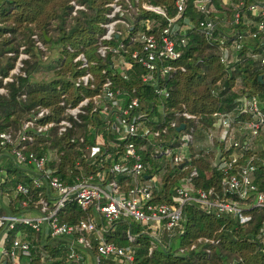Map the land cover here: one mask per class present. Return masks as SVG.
<instances>
[{"label":"trees","instance_id":"obj_1","mask_svg":"<svg viewBox=\"0 0 264 264\" xmlns=\"http://www.w3.org/2000/svg\"><path fill=\"white\" fill-rule=\"evenodd\" d=\"M71 0H0V76H8L14 66L19 47H24L28 58L22 61L20 73L13 74L12 80L3 83L0 78V130H10L14 134L19 131L23 122L35 115L40 108L48 111L40 123L52 120L57 122L67 118V106L78 103L82 97H90L99 91L105 78L112 81L113 89H119L123 100L136 96L140 100L141 110L149 116L157 115L159 106H163L166 117L173 118L175 111H186L195 116L196 123L191 119L178 118L179 123L186 127L194 126L193 143L186 151L185 165L187 168L172 165L167 159L152 156L151 146L143 141L137 142V151L141 155L144 171L141 179L153 176L162 170L161 183L158 191L153 192L152 202H170L174 190L181 184L191 168H195L197 176L193 178L194 184L207 191L213 189L221 191L222 175L213 166V153L201 155L205 131L213 123L214 112L234 111L241 96H255L264 99V63L260 64L245 55L249 48L259 45L257 39L244 40L237 49L238 61L229 65L220 62V52L216 41L205 40L197 32V21L200 18L192 8L187 6L184 12L194 27L186 31V44L182 49L181 58L176 62L183 67L171 77L160 79L158 84L164 85L168 91L166 98L153 91L152 83H144L141 79L145 70L137 63L132 62L131 69L127 70L126 78L118 73L111 74V63L114 54L108 51L105 57L96 54L97 39L103 31L101 24L105 22L107 4L112 0H74L83 9L72 14ZM131 6L136 8L137 14L131 22V29L126 38L122 39L126 52L123 54L129 59V53L138 48L134 43L128 45L129 35L135 31H144V21L151 20L153 31L159 32L167 25L166 17L175 14V0H129ZM237 1V0H235ZM251 0H248L250 2ZM216 7H221V0H214ZM143 5H152L164 10L165 16L143 8ZM182 22V20H181ZM50 32H54L52 35ZM145 32V31H144ZM32 35H36L44 46V50L36 48ZM181 34L178 33V36ZM119 38L109 42L111 47L116 46ZM53 48L58 51L55 59V69L49 81L37 82L33 79L34 72L42 64V58ZM13 55L9 56L8 53ZM82 53L88 64L86 68L80 67L79 62L73 58ZM53 68V67H52ZM88 70L92 75L93 88L78 84L77 78ZM104 71V72H103ZM259 75H263L259 79ZM84 113L79 114L80 122H74L73 128L58 134L56 127L35 133L36 140L31 146L37 154H47L49 151L57 152L56 161H48L47 167L55 169V174L67 181L69 175L67 168L72 169L75 161L80 160L83 170L97 171L99 166L95 158L86 160L84 154H89L94 145V135L101 134L103 142L115 140L116 134L104 129L103 120L96 112H91V104L83 107ZM173 132L177 131L173 129ZM83 141L79 140V137ZM72 139V141H71ZM264 143V136L255 139V147L247 151L248 158L252 153L259 158L264 157V150L260 149ZM87 146L85 153L80 149ZM141 146H143L141 148ZM215 146L221 148L219 141ZM107 152L112 160H116L123 153L122 148L108 147ZM214 152V151H213ZM86 160V161H85ZM111 160L103 163L102 169L107 171ZM0 169L5 175H0V214H19L26 209L20 207L19 202L24 199L21 194L14 192L16 183H28L29 175L33 173L34 166L19 164L13 160L10 146H0ZM76 172H78L76 170ZM121 190L131 186L128 177H117ZM254 183L258 190L264 191V173L257 171ZM237 199V198H236ZM92 220L97 226L102 225L103 235L107 241L120 247H129L133 250L131 264H264V257L259 254L257 245L251 238L260 226L261 215L253 210L252 220L246 225H239L237 219L229 215L216 216L207 213L199 205L191 203L184 209L181 220L182 230L173 236L161 235L155 239L150 230L132 218H118L107 223L93 209H90ZM82 211L75 203L69 206L68 211L62 214V221L73 222L83 216ZM25 234V239L32 245L31 252L36 262L43 252L46 255L45 264H120L111 257H101L95 261V242L90 249L74 246L81 254L79 259L68 257L66 246L71 236H50L43 230L35 231L27 226H18ZM133 237L128 239L127 235ZM217 240L209 244L205 240ZM149 248L151 252L149 253ZM209 253H206V249Z\"/></svg>","mask_w":264,"mask_h":264},{"label":"built area","instance_id":"obj_2","mask_svg":"<svg viewBox=\"0 0 264 264\" xmlns=\"http://www.w3.org/2000/svg\"><path fill=\"white\" fill-rule=\"evenodd\" d=\"M70 4L72 14L83 9V6L74 0H71ZM190 4L200 16L196 26L197 32L203 35L205 40L216 41L221 63L229 65L238 61L236 51L241 42L248 39H257L259 45L255 46V50L249 48L245 55L260 64L264 63V0H221L220 8L215 6L214 0H175V14L166 17L167 25L159 32L155 33L152 21L146 19L145 32L135 31L129 35L127 44L139 45L129 53V59L123 55L126 50L122 39L129 34L130 21L134 19L137 10L131 6L129 0H112L107 4L106 19L101 24L103 31L98 35L96 54L99 57H105L108 51L118 54L113 57L110 65L111 74L118 73L123 78L127 77L125 72L131 69L132 62L139 64L146 71L141 77L142 81L152 83L154 93L166 98L168 91L157 81L158 78L171 77L178 69L184 70L176 65L182 55V49L177 47L185 46L186 31L194 27L184 17V12ZM142 7L165 16L160 7ZM178 33L181 35L178 36ZM116 37L119 38L116 46L111 47L109 42ZM32 39L36 48L44 50L36 35H32ZM26 58L28 55L24 52V47L20 46L8 76H0L3 83L11 81L13 74L21 72L22 61ZM73 61L79 62V66L83 68L88 64L82 53L77 54ZM92 80L90 72L85 70L76 82L93 88ZM113 88L112 81L105 78L97 93L82 97L76 105L67 106L65 113L68 117L57 122L49 120L40 123L39 120L48 113L46 109L40 108L35 115L23 122L17 133L0 130V146H10L13 160L22 165L34 166L33 173L29 175V182L16 183L14 187V192L24 197L19 205L26 210L19 214H0V264H45L46 255L43 252L36 262V256L31 252L32 245L25 239V234L18 226H27L35 231L42 229L51 237L71 236L66 244L70 259L81 258L74 246L90 249L92 242H95L96 262L101 257H111L120 264H131L133 250L107 241L103 235V226H97L92 220L90 209L107 223L121 217L132 218L158 239L161 235L170 237L182 230L184 209L191 203L216 216L229 215L237 219L239 225H246L252 220L253 210L260 213V226L251 240L257 245L259 254L264 257V191L258 190L254 183L257 171L264 173V157L259 158L255 153L246 157L247 151L255 147V139L264 136V99L241 96L234 111H216L212 114L213 123L205 131L201 155L212 152L215 156V142H220L219 162L215 165L213 159V166H216L222 175L221 191H205L197 187L193 182L197 171L191 168L181 179V184L175 188L170 202L156 203L152 202V197L153 192L160 188L162 170L153 176L140 178L144 164L137 151L136 141L150 145L153 157L167 159L175 166L184 163V168H187L186 151L194 140V126L186 127L184 124V127L178 130L177 127L181 124L178 118L191 119L194 123L197 122L196 118L186 111H175L173 118L166 117L167 113L162 105L158 107L157 115L149 116L145 110H141L140 100L136 96L129 97L123 103L120 90ZM4 92V88L0 87V93ZM89 104L91 112H96L103 120L104 129L116 134L115 140H108L106 145L101 134L96 133L90 153L84 156L88 161L91 157L95 158L94 162L100 169L93 172L83 170L80 160H76L74 167L66 170L69 179L62 181L55 174V169L46 166L48 161L58 159L57 152L37 154L30 150L36 140L35 133L49 127H56L58 134L66 132L73 128L74 122H80L79 114L84 113L83 107ZM173 129L177 132L174 133ZM79 140L83 141V138L80 136ZM108 147L122 148L123 153L116 160H112L107 152ZM80 149L85 153L88 147ZM260 149L264 150V143ZM109 160L111 164L106 171L102 169V165ZM0 175H5L4 169H0ZM118 176L128 177L131 186L121 190ZM73 203L85 212V216L73 222L62 221L65 212ZM127 236L129 240L133 239L129 234ZM205 242L215 244L218 241L206 239ZM206 253H209L208 248ZM226 264L233 262L228 261Z\"/></svg>","mask_w":264,"mask_h":264},{"label":"rangeland","instance_id":"obj_3","mask_svg":"<svg viewBox=\"0 0 264 264\" xmlns=\"http://www.w3.org/2000/svg\"><path fill=\"white\" fill-rule=\"evenodd\" d=\"M135 13V10H133ZM54 35V32H50ZM58 56V51L56 48H53L42 58V64L38 69L34 72L33 79L37 82L41 81H49L53 76V70L55 69V59ZM53 67V68H52Z\"/></svg>","mask_w":264,"mask_h":264},{"label":"water","instance_id":"obj_4","mask_svg":"<svg viewBox=\"0 0 264 264\" xmlns=\"http://www.w3.org/2000/svg\"><path fill=\"white\" fill-rule=\"evenodd\" d=\"M157 9H158L159 11H161L160 8H157ZM262 76H263V75H259V79H261ZM183 127H184V124L181 123V124L177 127V129L180 130V129H182ZM220 155H221L220 148L217 147V149H216V153H215V156H214V164H215V165L218 164ZM183 164H184V163L180 164L179 167H182Z\"/></svg>","mask_w":264,"mask_h":264},{"label":"crops","instance_id":"obj_5","mask_svg":"<svg viewBox=\"0 0 264 264\" xmlns=\"http://www.w3.org/2000/svg\"><path fill=\"white\" fill-rule=\"evenodd\" d=\"M215 153H216V150H215Z\"/></svg>","mask_w":264,"mask_h":264}]
</instances>
